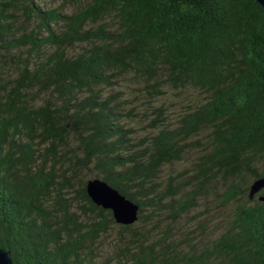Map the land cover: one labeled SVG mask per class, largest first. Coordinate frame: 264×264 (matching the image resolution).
<instances>
[{"label":"trees","instance_id":"1","mask_svg":"<svg viewBox=\"0 0 264 264\" xmlns=\"http://www.w3.org/2000/svg\"><path fill=\"white\" fill-rule=\"evenodd\" d=\"M64 2L0 0V247L14 264H264L263 7ZM127 92L187 100L152 107L136 143ZM92 172L134 223L94 203Z\"/></svg>","mask_w":264,"mask_h":264},{"label":"rangeland","instance_id":"2","mask_svg":"<svg viewBox=\"0 0 264 264\" xmlns=\"http://www.w3.org/2000/svg\"><path fill=\"white\" fill-rule=\"evenodd\" d=\"M43 1L48 7H56L58 5L65 3V7H64L65 9H69V10L73 9L72 4L69 2H64L65 0H43ZM128 93L129 92L125 93L124 98H128V99H131V97L133 98V95L128 94ZM185 100L187 99H184L183 97H180L177 94L165 92L164 95L157 98V100L153 104L152 103L149 104L148 102H145L144 97H139L136 99L133 98L134 103L128 102L129 105L126 102L128 107L132 105L135 107L136 111L139 112L135 116H131V117L124 116L125 118L124 124L126 127L131 129V133H133L132 135L134 136L133 140L137 143L140 139H142L145 136L146 133H153V131L156 130V128H154L151 124L152 120L154 119L153 118L154 115L150 111L152 107L156 105H160L159 104L160 102H166L167 107L171 110V113L174 114L175 112H173V110H176L178 107H183L186 104ZM188 166H189V163H186V161H180L172 165L163 166L161 170L162 181L167 180L170 174L172 175L179 174V178L182 177ZM89 176L91 178L95 177L93 172L89 173ZM217 203L218 201L215 200V204H212V206L217 205ZM162 215L167 217V212H163L161 216ZM165 222H169V220H165ZM180 225H181V221H177L176 224H173L175 232L178 231L177 227Z\"/></svg>","mask_w":264,"mask_h":264},{"label":"water","instance_id":"3","mask_svg":"<svg viewBox=\"0 0 264 264\" xmlns=\"http://www.w3.org/2000/svg\"><path fill=\"white\" fill-rule=\"evenodd\" d=\"M264 9V0H256ZM264 186V177L256 179L250 186L253 197ZM87 192L97 205L111 209L115 220L123 224H132L138 218L139 204L123 194L119 189L98 177L87 181ZM264 199L263 196L260 197ZM0 264H14L8 249L0 247Z\"/></svg>","mask_w":264,"mask_h":264}]
</instances>
